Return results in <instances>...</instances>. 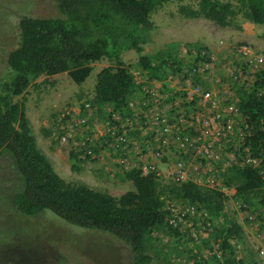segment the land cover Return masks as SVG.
Masks as SVG:
<instances>
[{"label": "trees", "instance_id": "16d2710c", "mask_svg": "<svg viewBox=\"0 0 264 264\" xmlns=\"http://www.w3.org/2000/svg\"><path fill=\"white\" fill-rule=\"evenodd\" d=\"M184 1L56 0L58 17L18 16L17 10L22 9L18 6L0 19V31L4 33L0 36L8 34L7 42L14 38L12 32L16 27L20 32L16 48L11 52L6 49L7 43L0 40V63L6 65L0 75V156L6 154L11 158L10 175L15 184L12 203L26 219L51 212L66 225L83 229V233L77 231L80 239L74 246L78 250L90 232L106 233L118 245L126 246L130 264H261L256 257L262 258L260 246L256 252L250 250L247 256L240 252L239 247L247 242L246 232L236 214L228 210L233 199L236 210L244 214L245 225L256 227L264 243V65L255 69L254 84H249L245 72L239 76L241 66L245 70L248 62L240 50L241 46L249 45L245 42L229 45V53H220L201 42H175L153 56L146 54L145 45L156 28L152 15L168 3H180V6ZM195 1L197 7L182 5L180 14L187 19L204 18L221 27L236 25L239 16L264 25V0ZM260 37L264 40V31ZM183 48L189 50L187 54ZM131 51L138 54V60L128 66L123 55ZM203 52L206 57H202ZM213 52L218 54L215 60L208 57ZM104 58L114 65L103 68L91 95L81 93L76 103L82 104V109L89 104L95 118L109 121L111 131L107 138L96 141L102 144L93 147L94 157L79 159L74 150L70 154L71 169L79 172L80 165L100 164L101 176L106 173L122 183L131 182L130 188L119 195L65 180L40 148L27 113L26 94L30 87H38L40 77L67 73L81 85L92 74L93 64ZM201 60L207 61L202 66L229 64L237 76L232 80L221 74L220 83L201 87L202 93L214 89L227 96L222 107L233 103L238 110L236 115L217 119L222 128L221 140L212 147L222 158L229 156V152L234 154L235 163L225 168L224 161H194L183 158L184 152L180 159V155L172 153L167 161H162L172 167V175L152 169L153 163L144 173L145 164L139 157L146 156L150 150L146 147L137 154L140 151L137 149L145 144L137 128L146 125L147 118L141 117L137 124L140 104L133 108L131 103L146 100L158 109L160 116L166 112L168 103L171 114L189 119L201 112L207 118V108L212 107L213 101L204 107L198 104L202 98L196 96L194 102L176 107L184 96L182 91L167 82L162 87L154 86V81L163 82L172 72L176 76L187 70L192 72ZM70 109L71 106L66 107V112ZM57 116L54 113L52 118ZM190 129L193 132V127ZM42 131L54 140L51 128ZM176 134L186 136L181 131L173 132L172 136ZM119 135L124 137L120 141L116 138ZM247 158L253 162L247 163ZM209 168L228 193L210 186L204 179L197 180L198 176L206 178ZM183 172L191 175L185 178ZM204 233L210 236L204 237ZM14 242V247L7 248L5 253L10 261L0 255V264H47L48 258L33 259L19 238ZM87 255L108 262L96 250H88Z\"/></svg>", "mask_w": 264, "mask_h": 264}, {"label": "rangeland", "instance_id": "374dc122", "mask_svg": "<svg viewBox=\"0 0 264 264\" xmlns=\"http://www.w3.org/2000/svg\"><path fill=\"white\" fill-rule=\"evenodd\" d=\"M170 4L164 5L152 15L156 28L151 31V41L145 45L146 54L153 56L157 51L166 49L175 42H180L179 44L201 42L220 53H229V45L245 42L251 45L254 52H258L264 57V40L260 37L264 31V25H256L249 20H245L238 27H235V25L221 27L204 18L187 19L180 14L179 8L182 5L197 7L195 0H185L180 6V3ZM18 6L22 9L17 10ZM3 9L4 13L1 14ZM16 10L18 16L24 15L34 18H55L60 15L56 0H0V19ZM18 21L19 18L14 21L15 26H17ZM7 30L9 31V27H7ZM18 30L16 27L15 31L12 32L15 36L12 35L14 38L9 42H7L8 34L4 37L0 36V40L7 43L8 47L6 49L9 52L16 48L20 35ZM0 34L4 33L0 31ZM234 34L238 35L234 36ZM123 58L125 65L131 66L137 62L138 54L133 51L126 52ZM109 65H114V63L105 58L94 63L92 74L81 85L76 84L67 73L49 78L40 77L37 81L38 87H30L26 94L28 98L27 113L31 120L33 134L36 136L40 148L50 157L55 170L65 180L77 184H89L100 189H108L119 195L122 191L130 188L131 182L122 183L119 178L113 179L106 173L101 176L99 173L100 164L95 165L92 162L87 163V165H80L82 166L81 171L74 172L71 169V145L59 144L51 137H46L42 131L51 128L54 113L64 112L66 107L80 101L78 96L81 93L90 96L95 88L98 73ZM5 68L6 65L0 63V75ZM52 82L56 83L55 86L51 85ZM18 100L21 101V98ZM11 167V158L6 154L1 155L0 255L6 260L10 258L9 254L5 256V253L8 252L7 248L12 249L15 244L14 240L19 238L22 245L32 254L33 259L48 258L47 264H130L131 256L126 246L118 245L106 233L90 232L82 242L84 246L81 250H78L74 245L80 239L79 232L83 233V229L72 226L76 228L74 230L71 226L57 220L59 218L51 212H46L44 214L46 216L30 218L32 220L26 219L27 217L18 212L12 203L15 184L12 181L13 176L10 175L12 174ZM105 172H108V170L105 169ZM100 180H106L107 182ZM226 192L228 193V190ZM229 194H231L230 191ZM230 203L229 213H235L238 221L244 225L247 242L239 248L242 255L247 256L250 250L256 252V248L262 246L263 241L258 237L255 231L256 227L252 226L251 228L247 224L245 225L244 214L236 210L233 199ZM208 236L210 235L204 233V237ZM88 250H96L98 254L108 259V262L93 255H87ZM256 257L261 264L264 263V259L259 256Z\"/></svg>", "mask_w": 264, "mask_h": 264}, {"label": "built area", "instance_id": "2783aa9c", "mask_svg": "<svg viewBox=\"0 0 264 264\" xmlns=\"http://www.w3.org/2000/svg\"><path fill=\"white\" fill-rule=\"evenodd\" d=\"M240 50L243 51V55L247 56V65L246 69L239 71V76L245 72L246 77L249 80V84L256 83L255 69L264 65V57L260 53L253 51L251 45L241 46ZM183 53L187 54L189 51L186 48H183ZM224 54V53H222ZM218 54L211 53L208 57L209 59H216ZM202 57H206V53H202ZM226 58V56H224ZM207 61L201 60L198 62L197 66L194 67L192 72L188 70L183 73L181 76H176L173 72L168 75V77L163 82L154 81V86L162 87L165 82H167L170 87H177V90L182 91L184 96L180 97L176 103V107L181 103L187 102L192 103L195 101L196 96L202 98L198 102L199 105L204 107L207 106V103L213 101L212 107L207 108L206 116L198 112L193 114L189 119H185L177 115L176 113H169L167 109L171 107L170 104L166 103L168 107L164 111L163 116L157 114L158 109L151 107L146 100H137L132 102L131 106L136 108L140 104V113L137 124L140 123V118H147L144 126H138L142 138L144 140V148H138L137 154L141 153V150H144L146 147H149V152L146 153V156L143 154L140 155L139 160L145 164L143 167L144 173H147L151 163L152 169H160V174H163L168 171L167 175H172V167L169 168L167 162H162L163 159H166L170 154L180 155L184 152L183 158H192L196 160H206L209 163L211 162H223L224 167L227 168L231 163H235L236 156L229 152V156L222 158L218 153L212 150L213 145L219 142L221 134V126L217 122L218 118L226 117L227 115H236L238 110L235 108L233 103L225 104L222 107L223 102H225L227 96L220 95L219 92L212 89L209 92L202 93L201 87L206 88L208 85L215 83H220L222 80L221 74L226 77L236 80L237 76L233 68L229 64H218L215 66L205 64ZM205 83V84H204ZM82 104L74 103L71 105V109L66 112L59 113V116L52 118L51 129L53 130V138L57 140L60 144L71 145V153L75 150L78 154L79 159L86 160L90 157H94L93 147L96 144L97 140L105 139L111 131L110 123L107 119L95 118L92 109L89 104H86L85 108H81ZM95 119V120H94ZM94 120V121H93ZM94 122V123H93ZM90 123H93L90 125ZM102 124V125H100ZM193 127V132L191 131ZM231 128V124L229 130ZM179 133L180 131L186 136H181L176 134L174 136L173 132ZM193 135L194 138L190 139V136ZM117 140H122L124 137L119 135L116 136ZM214 143V144H213ZM221 146V144H217ZM160 150V151H159ZM136 153L134 152V157ZM189 160L187 159V162ZM247 163H252L251 158H247ZM149 163V164H148ZM162 163L160 166L159 164ZM148 164V165H147ZM170 164V163H169ZM165 166V167H164ZM174 166V165H173ZM180 165H178L179 167ZM195 169H198V166H195ZM209 175L206 178L201 176L197 177V180L200 179L209 184L212 187H220L222 191L226 192L224 184L218 180L215 176L211 175L213 169L209 168ZM185 178L189 177L191 173L183 172ZM260 255L264 258V243L260 246L259 250Z\"/></svg>", "mask_w": 264, "mask_h": 264}, {"label": "crops", "instance_id": "0c3cea01", "mask_svg": "<svg viewBox=\"0 0 264 264\" xmlns=\"http://www.w3.org/2000/svg\"><path fill=\"white\" fill-rule=\"evenodd\" d=\"M245 20H247V19H245ZM245 20H244V18H242L241 16L236 17L235 22L238 23V24H236L235 27H238L239 25L241 26V22H243V21H245ZM241 28H242V27H241ZM241 30H242V29H241ZM236 35H238V34H234V36H236Z\"/></svg>", "mask_w": 264, "mask_h": 264}, {"label": "clouds", "instance_id": "9594fccd", "mask_svg": "<svg viewBox=\"0 0 264 264\" xmlns=\"http://www.w3.org/2000/svg\"><path fill=\"white\" fill-rule=\"evenodd\" d=\"M263 244V243H262ZM259 250H260V248H259ZM262 259H264L263 257H262Z\"/></svg>", "mask_w": 264, "mask_h": 264}]
</instances>
